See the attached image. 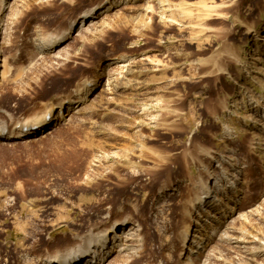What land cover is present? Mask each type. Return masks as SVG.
Returning a JSON list of instances; mask_svg holds the SVG:
<instances>
[{
  "label": "rangeland",
  "instance_id": "obj_1",
  "mask_svg": "<svg viewBox=\"0 0 264 264\" xmlns=\"http://www.w3.org/2000/svg\"><path fill=\"white\" fill-rule=\"evenodd\" d=\"M100 1L0 0V123L65 98L81 109L0 141V264H48L109 211L138 220L145 239L139 253L115 252L116 264H264V113L253 109L264 112V0H108L60 57L41 50ZM97 74L98 88L77 90ZM206 150H231L243 173L225 216L220 190L212 215L194 211L203 229L190 254L179 233L200 228L187 198L206 179L198 159L217 163Z\"/></svg>",
  "mask_w": 264,
  "mask_h": 264
},
{
  "label": "bare ground",
  "instance_id": "obj_2",
  "mask_svg": "<svg viewBox=\"0 0 264 264\" xmlns=\"http://www.w3.org/2000/svg\"><path fill=\"white\" fill-rule=\"evenodd\" d=\"M105 2H108L109 6H107V8L103 10V12L109 10V8H111L114 3V2L111 3V1H108V0H101L97 5L91 7L88 10H85L84 12L80 14L79 17L81 20L80 19H79L80 21L78 20L80 24L78 30L76 28V23L78 21L75 19V20H72L70 25L67 28H65L63 31H61L60 33L59 31L57 34H52V35H50L51 33H47L46 38H49V37L50 38L48 40L45 39L44 41L45 42L47 41L45 44L48 47L45 48L44 46L45 44H44L43 47L41 46V50L51 53V54L54 53V55L56 54V56L60 57L61 51L64 49V46L67 40L74 33V30L77 31L76 35H79L82 33V30L85 26L88 29L92 25V23H94L92 19L97 18L99 17L100 14H102L100 11ZM7 7L8 6H6V8ZM17 7L18 6L16 5L12 6L14 10L17 9ZM42 43L44 42L42 41ZM1 48L0 50L3 52L4 48L3 47ZM0 55L2 54L0 53ZM64 57L65 56H63V58ZM125 61L126 59H124V57H115L111 63L112 64L120 63L121 65L124 66L126 64ZM100 76H101L100 74H97L95 76V79L91 77L82 78L79 83L80 84L83 83V84L78 86L77 90L81 91V87L84 86L85 84L88 88H94V89L98 88V86H100ZM65 96H62V97H65ZM85 96L87 95L86 94L84 96L79 95L76 101L82 102L85 99ZM65 99L58 102L57 105L55 104L50 105L49 108L43 113V115H36L31 119H27L24 121H18V123L16 122L14 126H11L9 123L8 124L0 123V141L12 142V141H16L19 139L20 140L24 139L31 135L33 136L36 133H38V130L42 131L43 128L54 123L56 119L61 117V119L63 120V118L67 117L70 112H72L71 115L80 113L81 109L79 108V106H75V109H73V107L71 106H74V105H71V106L66 105V103H70V101H73V100L69 101V99H66V100ZM55 108H58L57 113H55ZM66 109L69 110V113H65ZM253 109H255V111H257L261 115H263L264 113L263 110H261L259 107L253 108ZM19 118H20L19 120H22L23 118L26 119V117H22V116H19ZM229 134L227 133V138L233 139V136ZM219 141L222 142L223 139L220 138ZM203 154L206 157H209L211 160H213V162L217 158V161H216L217 163L214 165L213 168H208L204 164H202L201 160L199 159L198 161L196 160L197 163H199L202 166V168H205L203 170H205L206 179L203 180V178H200V180L198 181L199 185L194 190L192 196H189L187 198V203H188L187 214L189 216L191 215L194 218V214H195L194 211L197 210V214H195V216H199L202 213L200 210L202 211L205 210L206 213H209L207 214V216H209L210 214L212 215V212L214 210L211 212L210 210H207L206 207L208 203H211L209 199L214 198L213 193H218L220 190L221 194L220 195L216 194L214 198L215 201H217L216 206H218L216 210L219 211L223 216H225L226 213L223 211L225 209L224 200L226 198L228 200H231L230 199L231 196L229 195L230 188H233V189L234 187L236 188L237 181L243 173V169L240 168V163H241L240 159L231 150L227 151L225 154L220 153V152L218 153L217 150H211V151L206 150L203 152ZM231 169L233 170L236 169L238 170V172L235 173L236 170L231 171ZM239 190L240 191L238 192L242 194V190L241 189ZM238 200L239 199L236 198L233 201L238 202ZM226 204H229V203H226ZM119 207L122 209V206H119ZM198 208L200 209L198 210ZM108 213H110V211ZM108 213L103 216L104 220H102L100 224H95L93 226H90L87 228V230L81 233H72L70 237L72 241L71 244L61 249H57L54 255H48L43 260H45V262L48 264H116L114 263L116 259L114 260V262L112 261L113 259H111L112 255L115 252L121 254L124 258V256H128L129 254L132 255L133 253L135 254L136 252L139 253L138 251H140L141 249L143 250L144 249L143 246H145L144 245L145 239H144V235L142 234L143 228H142L141 223L138 220H133V217L129 214H124L122 217H119V218L112 216V219L108 220L107 218L109 215ZM216 213L218 212H215L213 214L214 218H217ZM194 220L197 222L200 228L197 229L196 231L197 233L196 232L194 233L193 238H192V234H193L194 228L193 226H191V224H186L184 227L182 225L180 233H179L180 235L179 238L182 237V243L184 246H186L187 249L189 248L188 251L190 254L198 253V249L196 250L194 246L196 244L195 247L200 248V245L198 244L199 243L198 241H195V237H199L201 239V236L198 234V232H200V229H203L201 222L198 221L196 218H194ZM204 221H206V219H204ZM234 239L235 237L233 238V240ZM180 250L178 252V255L180 254ZM184 253L185 251L181 253L180 256L178 257L182 259L184 256ZM128 261L129 260L126 259V261H122V263H119V264H126ZM179 261L181 260H178V263L182 264V262L180 263Z\"/></svg>",
  "mask_w": 264,
  "mask_h": 264
}]
</instances>
